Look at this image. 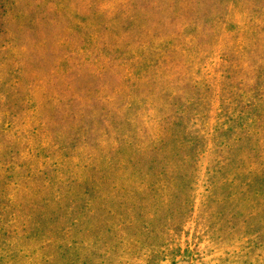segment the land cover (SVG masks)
<instances>
[{
    "label": "rangeland",
    "instance_id": "1",
    "mask_svg": "<svg viewBox=\"0 0 264 264\" xmlns=\"http://www.w3.org/2000/svg\"><path fill=\"white\" fill-rule=\"evenodd\" d=\"M219 1L221 0H0V179L3 178L0 188L5 189L0 200L1 205L5 207L0 206L2 213L0 230L8 228L9 220L14 217V213L19 218V224L25 220L30 224V215L34 217L32 219L34 223L49 220L48 215L42 217L39 215L45 214L46 209L48 212V208L54 206L53 201L56 200L57 195L53 197L49 192L55 191L56 188L52 187L49 179L54 178L55 175L60 177L62 169L59 160L62 156L66 160L76 155L78 157H83L86 153L91 155V149L83 147L86 143H90L92 149L96 147L94 155L107 153V146L111 145L109 141H113L114 137L119 135L115 131L119 129L121 120L131 119L125 121L124 135L120 133L123 139L129 140L128 142L133 137L145 138L144 133L150 132L144 117L136 116L130 111H125L122 116H114L112 120L109 116L106 117L108 106L101 103L103 97L95 99L96 110L86 113V117H79L82 114L76 112L73 121L64 120L68 115L63 110L62 102H70L75 97L70 95L72 89L85 94L98 92L114 97V92L122 86L131 87L135 74L132 76L134 78L129 77L133 69L129 73V66H125L130 53L140 55L146 51L153 58L156 53L155 47L161 48L156 54L161 63L154 68L148 67L147 70L154 71L150 76L155 77V80L157 73L168 68L172 75L164 74L158 83L145 79L147 83L143 89L149 97L155 95L158 90L157 96H161L162 89L170 93L176 91L177 95L173 94L175 97L167 96L161 102L163 104L165 102L164 107L170 109L166 113L173 111L174 114L184 118L189 132L198 133L197 129H200L202 124L205 126L209 123L210 119L206 120L212 113L213 101V92H208L206 95L208 100L204 101V108L198 110L195 107L185 106L187 89L192 88L190 84L192 77L201 81L203 85L210 86L214 91L219 90L221 79L230 107L233 105L238 117L242 119L234 123V130L222 140L231 142L233 138L247 136V133L246 135L241 133L244 126L238 127V124L245 123L246 115H254L257 103L262 106L264 104V94H262L264 69H260L255 77L253 67L248 65L259 64L261 63L259 57L262 55L264 57V20L261 21L263 25L261 34L258 35L256 32L252 37L251 30L254 32L257 30L255 26L248 28L250 31H245L242 35L245 39L252 37L248 49L242 51L240 46L239 55L234 57V65L225 75L219 71V63L227 43L218 46V52L222 50L219 55H216L215 45L216 42L219 43L217 34L222 30L221 26L228 27V31L224 34L227 41L232 37L229 33H234L230 31L231 27L240 24L242 17L248 18L250 11L243 8L255 7L262 11L264 18V0H234V3L226 0L220 8ZM216 6L217 10H214L213 7ZM207 9L214 11L220 9L218 13L223 15L224 23L209 28L213 35V44L210 45L207 41L199 49L204 66L201 70L196 69L199 68L196 66L189 68L186 60H182L178 65L174 62L167 64L165 60L176 61L177 58L175 55L170 56L172 51L165 49L161 44L166 33H177V22L181 20L190 21L203 17L204 14L208 16ZM96 34L99 36L94 39L93 36ZM186 38L187 35L183 38V42ZM194 38L197 43L200 42L197 40L198 37ZM161 52H165L169 57L164 55L163 59L160 56ZM175 52L177 53V50ZM67 57H69V70L63 68V60ZM109 58L111 60L108 62ZM223 58L229 60L224 61V65H229L233 59L228 52ZM131 61L133 62L132 59L130 63ZM145 62L149 63V60ZM144 64L138 67L140 71L146 69L143 68ZM75 65L80 66L77 79L76 75L66 77L67 71L77 72ZM158 67L161 69L157 71ZM184 73L191 77L185 78ZM128 78L132 79L127 81ZM34 83L37 85L33 90ZM200 85L203 87L202 84ZM69 86L71 88H68ZM34 91L37 94V105L32 104L30 99ZM125 92L127 93L128 89ZM126 93H121L113 99V103L121 105L128 102ZM58 95L62 97L59 104L52 101L59 98ZM244 95L247 97L245 98ZM114 104L111 106L113 107ZM124 107L125 105H122V109ZM201 109H205L208 114L201 115L199 113ZM201 116L207 117L204 119ZM196 122L199 125L193 126ZM128 136L130 137L127 138ZM57 146L60 148L57 149ZM205 146L208 148L205 144L198 149L204 150L205 153V156L199 157L201 159L199 163L206 164L209 159ZM248 146L256 147L255 144H247L246 147ZM80 150L85 154L80 153ZM241 155L242 152L239 157ZM254 160L249 159V161ZM65 166L73 167L69 162L65 163ZM5 169L8 171L4 172ZM199 169L198 181L192 192L194 199L191 211L185 218L184 225L178 228L171 226L174 220L172 215L171 219L163 217L162 223L158 226L159 230L153 231L156 239L158 236L159 239L164 237V240L158 239L154 243H158L159 246L164 245L162 249L168 256L158 260V264H264V211H261L262 204L264 205V191L259 195L250 194L247 204L239 200L232 202L242 188V184L233 183L232 188L226 186L219 189V192L223 191L226 195L223 196L225 197L223 201H226L224 204L220 201L217 203L216 198L212 196L210 199L207 196L208 191H205V188L210 187L206 184L207 176L204 177L207 169L201 167ZM2 171L5 178L1 174ZM127 185L124 183V187ZM129 185L127 192L124 187L121 189L122 184L117 189L111 190L114 194L111 195L109 206L98 202L96 190L83 195L82 202L78 204L81 211V206L87 201H95L93 202L95 213L86 220L88 227L93 225L91 228L93 246L90 251L95 253L96 264H144L145 262V260L137 261L129 258L130 254L137 253L128 252V242L124 233L136 231L129 227L128 221L126 223L125 219H119L121 212L136 215L139 209L132 211L128 207L134 208V205H138L139 196L146 195L139 183L136 185V182H131ZM102 186L110 190L108 184ZM17 187L21 190L18 191ZM152 188L157 190L155 196L159 197L161 193L165 194L169 190V184L164 183L159 186L155 184ZM11 196L15 201L11 202L8 199ZM73 199H76L75 196L69 199L70 203ZM70 203L66 202L64 205ZM52 208L56 210L55 207ZM107 208L111 217L106 214ZM100 213L105 217L99 218ZM125 217L129 220L128 216ZM28 230L30 231V225ZM65 232L54 228L52 224L42 226L39 229L40 235L31 242L32 246L38 250L37 248L44 245L45 241H49L52 247L43 251L38 258L30 253V240L25 242L29 249L22 255L25 257L24 264H81L75 261L72 253L64 251V248L68 249L64 245L70 244L68 240L75 242L82 236L71 228L67 233L68 236H64ZM45 233L47 236L43 237ZM144 234L142 233V236ZM4 235V231L0 232V238ZM149 235L150 238L155 236L152 233ZM83 237L84 242L80 245L78 255L80 261H88L87 256L90 251H83V247L88 248L85 244V240L88 239L85 235ZM149 240H145V245H154L149 243ZM78 245L79 243H74V246ZM7 246L10 247L8 244ZM131 246H136L135 242ZM8 247L3 245L0 250Z\"/></svg>",
    "mask_w": 264,
    "mask_h": 264
},
{
    "label": "trees",
    "instance_id": "2",
    "mask_svg": "<svg viewBox=\"0 0 264 264\" xmlns=\"http://www.w3.org/2000/svg\"><path fill=\"white\" fill-rule=\"evenodd\" d=\"M224 1L226 0L219 1V8L224 5ZM230 1H233L234 3V0ZM213 8L214 10H217V6ZM214 10L209 9L208 16L204 14L203 17L200 16L197 19H190V21L189 19L181 20L177 22V33H166L165 38L161 40V44H163L165 49H170V51H172L170 56L175 55L177 58L176 61H170V59L165 60L167 64H172L174 62V64L178 65V63L182 60H186L187 67L190 68L191 66H196L199 67L196 69L201 70V67L204 66V62L201 61L202 57L199 55V49L201 46L205 45L207 41L210 45L213 44V35L209 28L214 27L217 24L221 26L224 23V21H222L223 15H219L220 12L218 13L220 9L218 11ZM243 10L250 11L248 18L247 16L242 17L240 24H237L235 27H231L230 31H234V33L229 34L230 36L232 35V37L225 41L227 38L224 34L228 31L227 26L225 28L224 26H221L222 30L217 34L219 38L217 41H219V43L216 42L215 45L217 47L216 55H219L222 51L219 50L218 52V46H222L223 43H227L225 51H227L229 56L233 58L232 61L229 62V65H224V61L229 60L228 58H223L224 54L227 52H222L223 54L220 56L221 63H219V71H221L223 75H225V73H227L234 65V57L239 55L240 46L241 49H243L242 51L248 49L247 47L250 40L254 36V33L257 32L259 35L262 31L261 28L263 25L261 21L264 20L262 11L255 9V7L251 9L250 6L243 8ZM204 17L206 18L204 19ZM199 18L202 19L198 20ZM176 26L174 28H176ZM255 26L257 30L255 32L254 30H251V33H253L252 37L249 39L243 38L242 35L245 31H250L249 29ZM186 35L188 38H186L183 42V38ZM98 36L99 35L96 34L93 38L95 39ZM194 37H198L197 40H200V42L197 43ZM238 40H240V45L237 42ZM155 49L156 53L153 58H151L146 51H143L140 55L130 53L128 63L125 65L129 66V73L133 69V73H131L129 77H132L135 74V79L130 88H128V85H126V87L122 86L119 90L114 92V97H110L111 95H105L104 93L99 94L98 92L85 94L84 92H77L75 89H72L70 91L72 94L70 95L75 97H73L70 102H62L63 110L68 115L66 116V119L64 118L67 122L70 120L73 121L72 118L75 117L77 113L82 114L79 115V117H86V113L96 110V108H94L95 99L98 100L99 97H103L104 100H102L101 103L108 106L106 117L109 116L112 120L114 119V116H122L125 111H130L131 113H135L136 116L141 115L144 117V121L149 125L150 132H145V130V138L133 137L131 138L132 140L128 142L129 140L126 141L121 136H123L125 132V121H131V119L125 121L121 120L119 129L115 131L119 135L115 136L113 141H109V144L111 145L107 146V153H96L94 155L96 147L92 149L90 147V143H86L83 147L84 149H91V155L88 153H86V155L82 150H80V153L85 154L83 157H78L76 155L73 158H69L70 160H64L62 156L59 160L62 169L60 177L55 175L54 178L49 179L52 187L56 188L55 191L49 192L53 197L57 195V197H55L56 200L53 201L54 206L49 207L48 212L46 209L45 214L42 215V213H40L39 215L41 217L48 215L50 217L49 220L43 223L36 221L34 223L32 220L34 217L30 215V224L27 220L19 224V218L14 213V217L9 220L10 224L8 225V228L6 230H2L1 228L0 230V232L4 231L5 234L0 238V248H2L3 245L8 247L7 244L10 246L6 249L3 248L0 250V264H24L25 257L22 255L25 254L27 249H29L25 244V242L29 240L31 246L30 253L34 256L36 255V257L38 256V258L43 254V251L52 247L49 241H45L44 245L38 247V250H35V246H32L31 243L34 242L33 240L40 235L39 229L45 224H52L54 225V228L62 229L64 232H70V228L75 229V232L79 233L82 237L77 238L79 242L78 240L75 242L68 240L70 244L64 245L68 247V249L63 247L64 251L72 253L76 262L81 264H94L95 253H93L94 251H90V248L93 246L91 241V228L93 225L91 224L88 227V221L86 218L94 215L95 208L93 202L95 201L91 200L92 203L87 201V203L81 206V211L78 208V204L82 202L83 195L89 193L90 191L96 190L95 192L97 193L98 202L107 206L112 198L111 195L114 194V191L111 190L117 189L120 184H122V189L124 187V183H126L128 185L124 188L125 192H127L129 189L128 187H130L129 183L136 182V185L139 183L140 188H142L141 190H143V193H146V195L141 197L139 196L138 205H134V208H131V206L128 207V209H131L132 211L139 209V212L136 215H132L130 212L126 214L121 212L119 219H125L126 223L128 221L129 227L136 231L133 233H130L129 231L128 233H124L125 239L128 242V252H133V254L137 253L135 255L130 254L129 258H133L137 261L145 260L144 264H158V260H163L164 256H167L165 251L162 249L164 248V245L159 246L158 243H154L155 240L159 239V236L158 239H156V235L153 231L159 230L158 226L162 223L163 217H165V219H171L172 215L174 216V218L172 217L174 220L173 223H171V226L178 228L184 225V220L188 217V213L191 211L194 199V194L192 192L200 174L199 167L207 169L204 177L207 176L206 184L210 187L205 188V191H208L209 194L207 196L210 199L214 196L217 203L220 201L221 204H224L226 201H223L226 195L223 191L219 192V189L226 186L232 188L233 183L242 184V188L238 194L234 192V194L237 195L236 198H233L232 202L239 200L241 203L244 202L247 204V199H249L250 194L259 195L263 193L264 104L262 106V104L257 103L254 115H246L247 120L245 123L238 124V127H240V125L244 126L241 133L243 135H246L247 133L246 137H236L233 138V141L231 142L228 140H222L223 138H226L228 133L234 130V123L242 119L238 117L236 109H234L233 105L230 107V103L228 102V97L224 89V84L221 79L219 90L214 91L210 86L209 88L208 85H203L201 81L192 77V81L190 83L192 88L190 90L187 89L185 106L195 107L196 109L198 108V110L199 108H204V101L206 99L208 100V97L206 96L208 92H213V101L211 103V115L209 117L201 116L204 119L207 117L206 121H209L210 119L209 123L205 126L202 124L200 129H197V131H200H198V133H194L195 131L189 132L187 126L188 124H185L184 118L178 114H174L175 112L173 111H170L171 113H166L170 109L169 107H164L165 102L164 104L161 102L164 101L167 96L170 98L175 97L173 94L177 95L176 91L170 93L167 90L162 89V91H160L161 96H157L159 93L158 90L155 95L149 97L143 89L147 83L145 79L151 80L153 83H158V81L163 78L164 74H170V68H168L167 70H163L161 73H157L156 80L155 77L150 76L151 72L154 73V71L147 70V68H154L161 63L159 61L160 59L156 57L157 51H161V48L158 49V46H156ZM176 50L177 53L175 52ZM164 55L167 54L165 52H161L160 56L162 58ZM167 57L169 56L167 55ZM130 59H132L133 62L131 61L130 63ZM110 60L111 58L108 59V62ZM145 60H149V63H146ZM258 60H261V63L256 65H252L251 63L248 64L253 67V74L255 73V77L257 75L256 73H258L260 69H264L263 55L260 56ZM143 64V68L146 67V69H142V71H140L138 67H142ZM63 66L64 69L69 70V57L63 60ZM74 67L77 69V72L75 73L73 70L71 72L67 71L66 77H73V75H76L77 79L79 76L78 69L80 66L75 65ZM160 69L161 67H158L157 71ZM184 76L185 78L191 77L187 73H184ZM130 79L128 78L127 81ZM200 84H202L203 87ZM36 85L37 83L32 85L33 90ZM68 88L71 87L69 86ZM125 88L128 89L127 93L125 92ZM248 92L245 93L247 94ZM121 93H126L129 101L121 105L114 104L113 99L120 96ZM262 94H264V92ZM31 95V103L37 105V94L34 91ZM58 96L59 98L52 99V101L57 104L61 103L62 100L61 95ZM244 96L245 98L247 97V95ZM113 104L114 106L112 107L111 105ZM122 105H125L124 109H122ZM204 110L205 109H201L199 113L201 115L208 114V112L206 113ZM215 114L216 116H214ZM204 119L202 121H204ZM195 125L199 124L196 122L193 126ZM120 133L123 135H120ZM129 137L130 136L127 138ZM205 144L208 145V148L206 146L205 147L206 153L209 156L206 164L204 162L199 163L201 160L199 157L205 156V153L204 150H198ZM247 144H255L256 147L249 148V146L246 147ZM58 148L60 147L57 146V149ZM217 151H219V153L221 152V154H217ZM233 152L236 153L233 154ZM241 152L243 155L239 157ZM65 156L67 155L65 154ZM92 156L93 158H91ZM249 159L254 161H249ZM67 162L71 163L73 167H66L65 163ZM3 171L1 174L5 178L4 172H7L8 169H5L4 172ZM48 173L50 172L48 171ZM0 181L1 184L3 182V178L0 179ZM45 181L47 182V180ZM164 183L169 184V190L165 194L161 193L159 197L155 196L157 190L153 189L152 186L155 184L159 186ZM102 184H108L110 190L104 188V186L101 187ZM161 188H163V186H161ZM17 189L18 191L21 190L19 187H17ZM4 191L5 189L0 188V200ZM24 195L27 194L24 193ZM130 195H132L131 189ZM224 195L225 197H223ZM74 196L76 199H73L70 203L69 199L74 198ZM8 199L11 202L15 201L13 196ZM65 201L67 203L69 202L71 205H64V203H66ZM1 204L2 203H0L1 208H5ZM22 204H24V201H22ZM262 206L263 208L261 211H264V205L262 204ZM52 207H55L56 210ZM108 211L110 210L107 208L106 214L110 216ZM1 214L2 213L0 212V216ZM125 216H128L127 218L129 220H127ZM101 217L104 218L105 216L100 213L99 218ZM28 225H30V231L28 230ZM137 229L141 230L138 231ZM68 232H65L64 236H68ZM142 233L145 234L142 236ZM149 233H152L155 236L150 238ZM83 235H85L88 239L85 240V244L88 248L83 247V251H90L89 255H86L88 257V261H80L81 259L78 255L79 249H81L80 245L84 242ZM46 236V233L43 234V237ZM80 238H82V240H80ZM163 238L164 237H161L159 240H164ZM146 239H150L149 243H153L154 245H145ZM20 242L22 243L20 244ZM134 242L136 246H131V244L134 245ZM74 243H79V245L74 246Z\"/></svg>",
    "mask_w": 264,
    "mask_h": 264
}]
</instances>
